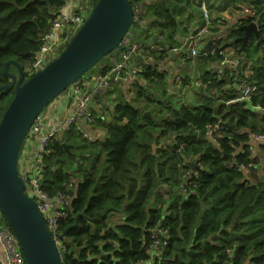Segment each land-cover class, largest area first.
I'll return each mask as SVG.
<instances>
[{
    "label": "trees",
    "instance_id": "trees-1",
    "mask_svg": "<svg viewBox=\"0 0 264 264\" xmlns=\"http://www.w3.org/2000/svg\"><path fill=\"white\" fill-rule=\"evenodd\" d=\"M143 1L130 0L148 6ZM149 1L145 14L152 19L150 28L160 27L158 32L173 40L182 20L162 7L163 1L187 5L196 0ZM67 2L0 0V87L11 82L4 73L10 60L30 78L26 69ZM241 3L251 13L239 14L240 24L234 23L225 36L219 37L216 26L211 32L218 37L209 40V34L211 44L201 48L205 68L199 79L207 86L195 102L169 96L165 74L154 65L166 58L163 49L154 63L144 64L140 76L148 85L136 81V99L121 96L113 110L108 108V121L104 112L96 113L94 124L106 131L104 138L87 140L77 123L55 133L40 168L51 195L72 194L67 214L59 220L64 264H145L157 225L169 230V243L154 264H264V164L260 169L250 145V134L264 133V113L250 110L245 101L228 104L237 96L236 81L249 68V82L257 86L251 102L264 110V0H218L216 9L225 26L221 13L232 7L243 11ZM252 22L259 36L253 34L243 46L242 27ZM147 31L141 34L146 39ZM222 48L244 59L239 70L226 67L221 75L214 68L224 59ZM14 68L9 72L17 74ZM13 97V89L0 90V120ZM64 145L71 146L70 153ZM260 149L264 153V144ZM189 159L199 166L190 167ZM250 163L254 169L245 178L238 165ZM183 182L186 195L180 192Z\"/></svg>",
    "mask_w": 264,
    "mask_h": 264
},
{
    "label": "built area",
    "instance_id": "built-area-1",
    "mask_svg": "<svg viewBox=\"0 0 264 264\" xmlns=\"http://www.w3.org/2000/svg\"><path fill=\"white\" fill-rule=\"evenodd\" d=\"M97 1L98 0H68L67 6L71 5L72 11L65 13L64 6L63 9L58 12L54 18H52L50 31L44 35L43 45L40 51L37 53L35 61L26 69L27 75L29 77H32L34 74L44 69L59 55L60 51L65 48L76 31L85 22ZM196 1L199 4L200 11L199 25L184 39L179 48L172 49L175 53L186 52L188 57L191 59L199 57L201 48H204L203 45L206 43H204L205 39L211 33V30L217 26L215 25L217 22L216 15L212 13V7H216L218 2L214 0ZM143 2H147V0ZM240 8H243V11L238 9L237 11L244 13L245 16H248V14L251 13L248 6H240ZM133 9L134 24L123 38V49L119 54V61L117 60L115 53H112L108 56V58L111 57L109 60L111 63L105 66L106 70L103 73L98 72L96 76L93 77V85L90 88V91H83L79 86L81 83L68 88L69 90L71 89L72 95L78 96V99L75 110L69 112L61 123V126L64 128H68L72 123H76L77 119L83 120L88 125H93L95 122V113L91 107L93 98L95 99L98 96H101L106 89L114 85L129 83L130 81L135 82L137 75L139 73L140 75L142 74L144 64L154 63V58H156L163 50V47L155 44L153 40L154 37H156L157 41L164 40V33H151L149 40H146V42L142 43L137 42L134 39L132 29L137 28V30L142 32L145 30L149 31L151 29L150 22L152 19H149L146 16L145 5L141 4V2H134ZM239 24L240 23L238 20H236V25ZM227 31L228 29H223L221 26H219V37L225 36ZM142 36L145 37V35ZM221 54L224 56V59L223 61L219 62V74L223 75L225 73L224 69L226 67L237 70L243 65L242 60L238 59L234 53L229 52L228 48L224 49ZM137 55L143 56L144 58V62H141L142 68L141 70L137 69L136 64V66L130 72L127 66L128 64L132 63L133 56ZM184 62H181L173 69L172 79L174 83H180L183 80L182 70L186 68V64ZM249 72L250 69L248 68L244 73V78L242 80L236 81L234 88H236L237 96L232 98L228 104L236 101L251 102L252 96L257 92V86L249 82ZM201 85L204 89L207 86L203 83ZM50 107L51 105H49L44 110V112H42V114L32 125L20 152L18 170L20 177L26 184L27 195L35 201L38 209L44 215L46 225L48 226L49 231L52 232L54 240L60 249L62 241L58 232L59 220L62 216L67 214V208L71 204L72 194L58 192L54 195H51L42 184L43 174L40 166L43 153L48 152V147L50 143H52L55 133H57L59 130L57 126V117L54 111L49 110ZM257 109H259V106H254V110ZM257 111L260 114L264 113V110ZM209 132L210 134L212 133V128L209 129ZM211 138H213L212 135ZM250 140L264 143V133L250 134ZM32 142L38 144L37 150L32 151L29 149ZM189 162L198 163L195 161V159H189ZM230 163H232V161ZM238 169L244 174L245 178H250L254 169V165L252 163L248 165L239 164ZM184 177L187 178L188 175ZM74 183V180L70 183V187L73 189L75 186L73 185ZM180 192L183 195L187 194L188 189L185 185V182L180 185ZM168 243L169 230L162 225H157L155 228H153L151 231V239L147 243V254L150 256V260L145 264H154L162 256ZM0 245L3 248L4 264H27L25 255L17 241V238L12 228L2 216L1 211ZM226 252L229 257L233 256L232 249H227Z\"/></svg>",
    "mask_w": 264,
    "mask_h": 264
},
{
    "label": "water",
    "instance_id": "water-1",
    "mask_svg": "<svg viewBox=\"0 0 264 264\" xmlns=\"http://www.w3.org/2000/svg\"><path fill=\"white\" fill-rule=\"evenodd\" d=\"M133 24L134 9L130 0H98L70 42L44 69L26 79L16 61L10 60L4 67L11 82L0 90L13 89L14 97L0 120V211L12 228L27 264L64 263L44 215L27 195L26 184L20 177L18 164L22 146L36 119L57 97L110 54L115 53L119 61L123 38ZM242 30L245 31L243 46L253 34L259 36L255 22ZM137 60L144 62L140 55L133 56L127 66L130 72ZM12 65L17 67V74L9 72ZM247 104L254 111L253 104ZM64 147L70 153L71 146ZM233 156L229 154V160L233 161ZM189 166L197 168L199 164L191 162Z\"/></svg>",
    "mask_w": 264,
    "mask_h": 264
},
{
    "label": "crops",
    "instance_id": "crops-1",
    "mask_svg": "<svg viewBox=\"0 0 264 264\" xmlns=\"http://www.w3.org/2000/svg\"><path fill=\"white\" fill-rule=\"evenodd\" d=\"M217 1V0H214ZM218 2V1H217ZM246 6V3H244ZM158 5V4H157ZM148 6H145V13L146 12V8ZM72 11V6L67 4L65 5L64 8V12L65 13H69ZM241 12L240 11H235V13L230 12V10H226L225 12L221 13V16H223L226 20V25H221V27L223 29H229L234 23H236V20H238L239 18V14ZM222 20V18H221ZM200 19L197 18L195 20V26L194 28H189L187 26H181L179 24V26L176 27L175 29V37L173 40H171L170 38H168V35H165L164 40L162 41H158L156 42L158 44V46L163 47V49L168 50V52L165 55V59L164 60H160L157 63H155L154 65L158 67L159 73L161 74H165V84H166V88H168L169 90H171L170 88V83L173 84L174 81L172 79V74H173V69L175 67H177L181 62H184L186 64V68L182 70V76L183 79L185 77V72L188 69V67H190V60H194L188 57V54L186 52H179V53H175L173 52V48H179L182 44V42L184 41V39L192 32L194 31L198 25H199ZM158 32V29H152L151 33H156ZM140 36V34H139ZM218 36H215L214 32H211L209 35V40L210 39H215ZM141 38V37H140ZM143 41H144V37ZM147 40H149V38H147ZM205 39L204 41V47L208 46L210 43V41ZM137 42H140L138 40H136ZM175 41H179L178 43H176L175 45L174 42ZM170 42V45H169ZM142 43V42H140ZM178 44V45H177ZM186 56H185V55ZM143 58V56H141ZM196 59V58H195ZM111 62L108 60V62H106L105 64L101 65L100 67H98L97 71L103 73L106 70L107 65H109ZM141 60H137V69L141 70ZM216 69L220 68V64H216V66L214 67ZM97 72V73H98ZM96 73V74H97ZM96 74L91 75L88 78H84L82 83L79 85L80 88L83 91H90V88L93 85V77L96 76ZM136 81H138L139 83L144 84V86L148 85L146 84V81H144L143 79H141L140 73L137 75V77L135 78ZM135 82L130 81L129 83H123L120 85H114L108 89H106L103 94L101 96H98L97 98H93L92 103H91V107L92 110L94 112H96L97 114L101 112H106L105 110H113L114 108V104L116 103L117 100H119V98L121 96H123L124 98H127L128 100L130 99H136V86H135ZM132 82V83H131ZM79 84V83H76ZM75 84V85H76ZM199 85L200 83H196V85ZM73 86V85H72ZM161 93V91H160ZM157 94H159V92H157ZM161 95V94H160ZM77 99L78 96L77 95H72V91L71 89L67 90L65 93H63L62 95H60L59 97H57L50 105L51 107L49 108V110L54 111L56 117H57V126L58 128L61 127V123L63 122L64 118L66 117V115L71 112L72 110H75L76 108V104H77ZM141 104V102H140ZM104 113H103V117H104ZM106 120V119H105ZM107 121V120H106ZM76 123L78 128H80L88 137H99L100 139L104 138V136L106 135V131L103 128H100L95 124L93 125H88L86 124L83 120L81 119H77ZM59 131H61V128L59 129ZM38 146L32 142L30 144L29 149L34 151L37 150ZM262 152V151H261ZM260 169H262V165L259 166ZM0 264H4V256H3V248L0 245Z\"/></svg>",
    "mask_w": 264,
    "mask_h": 264
},
{
    "label": "rangeland",
    "instance_id": "rangeland-1",
    "mask_svg": "<svg viewBox=\"0 0 264 264\" xmlns=\"http://www.w3.org/2000/svg\"><path fill=\"white\" fill-rule=\"evenodd\" d=\"M218 1V0H217ZM150 1L147 0V5L148 8L150 7ZM167 6L173 11L176 12V16L178 18V20H182V22H180L181 26H187L189 28H194L195 26V20L197 18H199L200 15V11H199V4L197 1L191 2L190 4H182V5H178L173 3L172 1H163V6L162 7H166ZM239 6H245L244 3H241ZM230 12L235 13V11H237L236 7H232L229 9ZM212 13L214 15H216V23L215 25H217L218 27L223 25L222 20L217 16V14L219 13L218 10L216 9L215 6L212 7ZM179 26L176 25V27ZM234 26V24L230 27L232 28ZM176 27L174 28V30L176 29ZM229 28V29H230ZM152 29H156L155 26L152 27L149 31L146 32V35L151 36V30ZM158 29H161L160 27H158ZM228 29V30H229ZM133 31V36L135 40H138L140 42H145V40H147L144 37V41H143V36L141 35L140 30L136 29H132ZM77 32V31H76ZM170 32V31H168ZM140 34V36H139ZM228 34V31H227ZM141 37V38H140ZM150 38V37H149ZM222 39V38H221ZM179 41H175L173 45H175L176 43H178ZM170 45V42H169ZM178 45V44H177ZM220 46H224V43H221L220 45H217V47ZM226 48H222V50H224ZM229 49V48H228ZM221 50V51H222ZM235 54V53H234ZM236 57L240 60H242V62L244 63V59H241L239 55L235 54ZM110 58H108V56L106 58L103 59L102 62L98 63L94 68H92V70L90 72H88L87 74H85V79L90 77L91 75L96 74L98 71V67H100L101 65L105 64L106 62H108V60H110ZM203 59L200 57H197L194 60H190V67H188V69L185 72V77L184 79L180 82V83H170V97L173 96L174 100L176 102H195L198 97H199V93L200 91L205 90L201 85H196V83H200L201 84V80L199 79V72L202 71L205 68V65L203 64V62H201ZM200 65V66H199ZM208 67V65H207ZM11 69V67H10ZM9 69V70H10ZM13 72H17V70L14 68L12 69ZM12 73V72H11ZM12 74H16V73H12ZM176 94V95H174ZM159 97V94H158ZM171 97V98H173ZM257 111V110H256ZM104 118L108 121L109 119V114L108 111L106 110V112H104ZM263 114V113H262ZM97 117V115H96ZM87 140L89 141H95L97 139H100L99 137L93 138V137H88L86 136ZM264 143H260L258 141L255 140H250V145L252 147L251 152H252V158L258 159L260 161V164L258 165H263L264 164V153L261 152V145H263ZM259 175L262 174V172H257Z\"/></svg>",
    "mask_w": 264,
    "mask_h": 264
},
{
    "label": "clouds",
    "instance_id": "clouds-1",
    "mask_svg": "<svg viewBox=\"0 0 264 264\" xmlns=\"http://www.w3.org/2000/svg\"><path fill=\"white\" fill-rule=\"evenodd\" d=\"M255 23H256V22H255ZM153 42H154V40H153ZM254 111H256V110H254ZM189 163H191V162H189ZM189 163H188V164H189ZM194 163H196V162H194Z\"/></svg>",
    "mask_w": 264,
    "mask_h": 264
},
{
    "label": "flooded vegetation",
    "instance_id": "flooded-vegetation-1",
    "mask_svg": "<svg viewBox=\"0 0 264 264\" xmlns=\"http://www.w3.org/2000/svg\"><path fill=\"white\" fill-rule=\"evenodd\" d=\"M95 113V115H96V112H94ZM96 118V117H95Z\"/></svg>",
    "mask_w": 264,
    "mask_h": 264
}]
</instances>
